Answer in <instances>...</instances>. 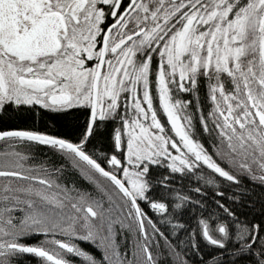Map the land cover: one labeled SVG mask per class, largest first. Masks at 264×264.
I'll list each match as a JSON object with an SVG mask.
<instances>
[{"label": "snow or ice", "instance_id": "1", "mask_svg": "<svg viewBox=\"0 0 264 264\" xmlns=\"http://www.w3.org/2000/svg\"><path fill=\"white\" fill-rule=\"evenodd\" d=\"M0 264H264V0H0Z\"/></svg>", "mask_w": 264, "mask_h": 264}]
</instances>
